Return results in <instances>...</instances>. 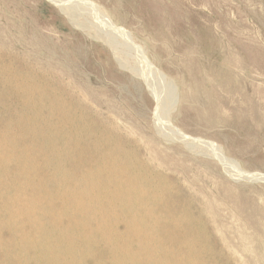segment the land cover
Returning a JSON list of instances; mask_svg holds the SVG:
<instances>
[{"label":"rangeland","instance_id":"rangeland-1","mask_svg":"<svg viewBox=\"0 0 264 264\" xmlns=\"http://www.w3.org/2000/svg\"><path fill=\"white\" fill-rule=\"evenodd\" d=\"M55 1L0 0V264H264V0Z\"/></svg>","mask_w":264,"mask_h":264},{"label":"bare ground","instance_id":"bare-ground-1","mask_svg":"<svg viewBox=\"0 0 264 264\" xmlns=\"http://www.w3.org/2000/svg\"><path fill=\"white\" fill-rule=\"evenodd\" d=\"M52 1H55V0H52ZM55 2H56V1H55ZM109 24H110V23H109ZM110 25H111V24H110ZM13 77H14V76H13ZM14 78H15V77H14ZM16 79H17V78H16ZM13 80H14V79H13ZM83 100H84V99H83ZM82 102H83V101H82ZM71 110L73 111V108H72ZM72 111H71V112H72ZM73 112H74V111H73ZM81 112H82V111H81ZM83 112H84V111H83ZM77 113H78V112H77ZM69 114H70V112H69ZM71 114H73V113H71ZM74 114H75V116H77V117L80 116V115H76L75 112H74ZM81 115H82V114H81ZM83 115H85V114L83 113ZM88 115H89V114H88ZM88 115H87V117H89ZM90 115H91V114H90ZM93 115H94V114H93ZM93 115H92V117H95V116H96V115H95V116H93ZM85 116H86V115H85ZM73 117H74V116H73ZM60 118H61V116H60ZM66 118H67V117H66ZM75 118H76V117H75ZM79 118H80V117H79ZM79 118H78V119H79ZM58 119H59V118H58ZM78 119H77V120H78ZM89 119H90V118H89ZM77 120H76V121H77ZM90 120H91V119H90ZM97 120H99V119H97ZM61 121H62V120H61ZM79 121H80V120H79ZM83 121H84V120H83ZM88 121H89V120H88ZM88 121H87V123H88ZM92 121H93V120H92ZM94 121H95V120H94ZM75 123H76V122H75ZM77 123H78V121H77ZM58 124H59V123H58ZM85 124H86V123H85ZM88 124H89V123H88ZM93 124H95V122H94ZM97 124H99V123H97ZM91 125H92V124H91ZM91 125H90V126H91ZM100 125H101V124H100ZM12 126H13V125H12ZM64 126H65V124H64ZM68 126H69V124H68ZM75 126H76V125H75ZM90 126H89V127H90ZM93 126L95 127V125H93ZM96 126H97V125H96ZM102 126H103V125H102ZM69 127H70V126H69ZM71 127H72V126H71ZM94 127H93V128H94ZM97 129H99V128L97 127ZM101 129H102V128H100V131H101ZM105 129L107 130V128H105ZM68 130H69V129H68ZM85 130H86V129H85ZM95 130H96V129H95ZM53 131H54V130H53ZM87 131H88V129H87ZM98 131H99V130H98ZM71 132H72V131H71ZM93 132L96 133V131H94V130H93ZM93 132H92V133H93ZM104 132H105V131H104ZM69 133H70V132H69ZM88 133H89V132H88ZM88 133H87V135L90 134V133H89V134H88ZM100 133H101V132H100ZM70 134H71V133H70ZM81 134L83 135V133H81ZM96 134H97V133H96ZM96 134H95V135H96ZM65 135H66V134H65ZM92 135H93V134H92ZM177 135H178V134H177ZM30 136H32V133H31ZM69 136H70V135H69ZM78 136H79V135H78ZM80 136H81V135H80ZM85 136H86V135H85ZM85 136H84V138H85ZM64 137H65V136H64ZM66 137H68V135H66ZM72 137H73V136H72ZM76 137H77V136H76ZM89 137H90V135H89ZM52 138H53V137H52ZM56 139H58V138L56 137ZM67 139H68V138H67ZM67 139H66V140H67ZM75 139H76V138H75ZM78 139H79V138H78ZM66 140H65V141H66ZM69 140H70V138H69ZM79 140H80V139H79ZM81 140H83V138H82ZM88 140H89V139H88ZM70 141L72 142L73 140H70ZM70 141H69V142H70ZM83 141H84V143H85V140H83ZM78 142H79V141H78ZM81 142H82V141H81ZM90 142H91V141H90ZM90 142H89L88 144H91ZM40 143H41V142H40ZM73 143L77 144L76 142H73ZM92 143H93V142H92ZM37 144L39 145V143H37ZM51 144H52V143H51ZM81 145H82V143H81ZM84 145H85V144H84ZM92 145H93V144H92ZM93 146H94V145H93ZM93 146H91V147H93ZM95 146H96V145H95ZM22 147H23V146H22ZM96 147H97V146H96ZM23 148H24V147H23ZM78 148H79V147H78ZM83 148H84V147H83ZM51 149H52V148H51ZM80 149H81V147H80ZM38 150H39V148H38ZM51 151H52V150H51ZM51 151H50V153H51ZM64 151H65V150H64ZM99 152H100V151H99ZM34 153H35V152H34ZM50 153H49V154H50ZM52 153H53V152H52ZM55 153H56V152H55ZM63 153H64V152H63ZM65 153H66V152H65ZM27 154H28V153H27ZM30 154H31V153H30ZM38 154H39V153H38ZM40 154H41V153H40ZM100 154H101V153H100ZM94 155H95V154H94ZM49 156H51V154H50ZM62 156H63V155H62ZM28 157H29V156H28ZM36 157H37V156H36ZM67 157H68V156H67ZM64 159H66V158L64 157ZM33 161H34V160H33ZM33 161H32V162H33ZM35 161H36V160H35ZM35 161H34V162H35ZM41 161H43L42 158H41ZM45 161H46V160H45ZM61 161H62V160H61ZM38 162H39V160H38ZM38 162H37V163H38ZM66 162H67V161H66ZM82 162H83V161H82ZM73 163H74V161H73ZM37 165H38V164H37ZM37 165H36V167H37ZM77 165H78V164H77ZM31 166H32V165H31ZM41 166H42V164H41ZM41 166H40V167H41ZM65 166H66V165H65ZM72 166H74V165H72ZM102 166H103V164H102ZM28 167H29V165H28ZM34 167H35V165H34ZM43 167H44V166H43ZM30 168H31V167H30ZM38 168H39V165H38ZM74 168H75V167H74ZM28 169H29V168H28ZM33 169H34V168H33ZM39 169H40V168H39ZM41 169H42V168H41ZM68 169H70V167H69ZM75 169H76V168H75ZM75 169H74V170H75ZM74 170H71L70 173L73 171L72 173L74 174ZM37 172H39V171L37 170ZM99 172H101V169H99ZM133 172H134V171H133ZM67 173H68V172H67ZM72 173H71V175H72ZM36 174H38V173H36ZM44 174L47 175L48 173H45V172H44ZM138 174H139V172H138ZM160 174H161V173H160ZM160 174H158V175H160ZM63 175H64V174H63ZM67 175H69V174H67ZM136 175H137V174H136ZM40 176H41V174H40ZM138 176H139V175H138ZM160 176H161V175H160ZM160 176H159V178H160ZM34 177H35V176H34ZM37 177H38V175H37ZM41 177H42V176H41ZM41 177H39V178H41ZM45 177H46V176H45ZM67 177H68V176H67ZM67 177H66V178H67ZM161 177H162V176H161ZM63 178H65V177L63 176ZM63 178H61V179H63ZM66 178H65V179H66ZM68 178H69V177H68ZM163 178H164V177H163ZM163 178H162V179H163ZM162 179L160 178V182H161ZM164 179H165V178H164ZM38 180H40V179H38ZM66 180H67V179H66ZM71 180H72V179H71ZM73 180H74V179H73ZM142 180H143V178H142ZM157 180H158V178H157ZM33 181H34V180H33ZM36 181H37V180H36ZM43 181H45V180H43ZM51 181H52V180H51ZM55 181H56V179H55ZM57 181H58V180H57ZM57 181H56V182H57ZM59 181H61V180H59ZM152 182H153V181H152ZM152 182H150V183H152ZM160 182H159V183H160ZM164 182L167 183L166 180H165V181H162V183H164ZM57 183H58V182H57ZM61 183H62V182H61ZM61 183H58V184H60V185H58L59 187L62 186ZM63 183H64V182H63ZM162 183H161V184H162ZM166 183H165V184H166ZM144 184H145V183H144ZM69 185H70V184H69ZM152 185H153V184H152ZM155 185H156V184H155ZM163 185H164V184H163ZM58 186H57V187H58ZM67 186H68V184H67ZM164 186H166V185H164ZM64 187H66V186H64ZM64 187H63V188H64ZM68 187H69V186H68ZM167 187H170V186H167ZM63 188H62V189H63ZM165 188H166V187H165ZM165 188H164V189H165ZM54 189H55V187H54ZM62 189H61V190H62ZM71 189H72V188H71ZM155 189H157V188H155ZM161 189H162V188H161ZM164 189H162V190H164ZM166 189H167V188H166ZM55 190H56V189H55ZM59 190H60V189H59ZM59 190H58V192H57V191H56V192L59 193ZM65 190H67V189H65ZM53 191H54V190H53ZM63 191H64V190H63ZM70 191H71V190H70ZM70 191H69V192H70ZM72 191H73V190H72ZM79 191H80V190H79ZM79 191H77V192H79ZM154 192H155V191H154ZM156 192H157V191H156ZM156 192H155V194H156ZM159 192H160V190H159ZM168 192H169V191H168ZM52 193H54V192H52ZM67 193H68V192H67ZM169 193H170V192H169ZM169 193H168V194H169ZM59 194H61V193H59ZM152 194H153V193H152ZM161 194H162V193H161ZM163 194H165V193L163 192ZM166 194H167V193H166ZM54 195H55V194H54ZM153 195H154V194H153ZM156 195H157V194H156ZM56 196H57V195H56ZM59 196H60V195H59ZM72 196H73V195H72ZM53 197H54V196H53ZM53 197H52V198H53ZM94 197H96V196L94 195ZM94 197H93V198H94ZM153 197H154V196H153ZM54 198H55V197H54ZM72 198H73V197H72ZM159 198H160V197H159ZM159 198H156V199H159ZM167 198H169V197H167ZM56 199H57V198H56ZM78 199H79V198H78ZM83 199H84V198H83ZM154 199H155V198H154ZM156 199H155V200H156ZM81 200H82V199H81ZM164 200H165V199H164ZM169 200H170V199H169ZM171 200H172V199H171ZM178 200H179V198H178ZM16 201H19L17 206L20 207L22 202L20 201V199H17ZM16 201H15V202H16ZM43 201L45 202V200H43ZM53 201H54V200H53ZM65 201H67L66 198L64 199V202H65ZM86 201H87V200H86ZM151 201H153V200H151ZM171 202H173V201H171ZM62 203H63V201H62ZM153 203H154V202H153ZM177 203H178V202H177ZM63 204H64V203H63ZM65 204H66V203H65ZM73 204H75V203H73ZM155 204H156V203H155ZM58 205H59V203H58ZM60 205H61V204H60ZM117 205H118V204H117ZM159 205H160V204H159ZM177 205H178V204H177ZM64 206H65V205H64ZM64 206H63V207H64ZM66 206H67V205H66ZM69 206H70V204H69ZM69 206H68V207H69ZM55 208H56V207H55ZM61 208H62V207H61ZM170 208H171V207H170ZM175 208H176V207H175ZM46 209H47V207H46ZM58 209H59V208H58ZM58 209H57V210H58ZM109 209H110V208H109ZM177 209H178V208H177ZM177 209H175V210H177ZM44 210H45V209H44ZM64 210H65V209H64ZM48 211H49V210H48ZM76 211H77V210H76ZM76 211H75V212H76ZM178 211H179V210H178ZM46 212H47V210H46ZM46 212H45V214H47ZM49 212H50V211H49ZM64 212H65V211H63V213H64ZM70 212H71V211H70ZM159 212H160V211H159ZM169 212H170V210H169ZM51 213H52V212H51ZM56 213H57V212H56ZM56 213H55V214H56ZM170 213H171V212H170ZM64 214H65V213H64ZM177 214H178V213H177ZM168 215H169V214H168ZM170 215H171V214H170ZM63 216H64V215H63ZM165 216H166V215H165ZM175 216H176V215H175ZM65 217H66V216H65ZM75 217H76V216H75ZM161 217H164V216L162 215ZM186 217L188 218V216H186ZM141 218H142V217H141ZM181 218H183V217H180L179 219H181ZM76 219H77V218H76ZM128 219H129V218H128ZM161 219H162V218H161ZM174 219H175V217H174ZM177 219H178V218H177ZM177 219H176V220H177ZM179 219H178V221H179V224L181 225ZM73 220H74V219H73ZM77 220H78V219H77ZM145 220H146V219H145ZM145 220H144V221H145ZM148 220H149V218H148ZM150 220H151V218H150ZM169 220H170V219H169ZM176 220H175V221H176ZM182 220H184V219H182ZM186 220H187V219H186ZM186 220H185V222H186ZM74 221H75V220H74ZM152 221H154V219L151 220V222H152ZM173 221H174V220H173ZM175 221H174V222H175ZM46 222H47V220H46ZM158 222L160 223V221H158ZM162 222H163V221H161V223H162ZM188 222H189V220H188ZM111 223H112V222H111ZM144 223H146V222H144ZM144 223H142V224H144ZM146 224H147V223H146ZM171 224H172V222H171ZM174 224H175V223H174ZM177 224H178V223H177ZM186 224H187V225H186ZM186 224H185V225L188 226V223H187V222H186ZM192 224H194V223H192ZM139 225H140V224H139ZM152 225H153V223H151L150 227H151ZM164 225H165V224H164ZM183 225H184V223H183ZM185 225H184V226H185ZM121 226H122V225H121ZM144 226H145V224H144ZM160 226H161V225H160ZM184 226H183V228H184ZM189 226H190V225H189ZM193 226H194V225H193ZM145 227H146V226H145ZM174 227H175V225H174ZM179 227H181V226H179ZM179 227H178V228H179ZM191 227H192V226H191ZM194 227H195V226H194ZM194 227H193V228H194ZM196 227H197V226H196ZM196 227H195V228H196ZM126 228H127V227H126ZM140 228H142V227H140ZM147 228H148V226H147ZM160 228H161V227H160ZM165 228H166V227H165ZM167 228H168V227H167ZM185 228H186V227H185ZM48 229H49V228H48ZM119 229H121V228H119ZM155 229H157V228H155ZM186 229H187V228H186ZM143 230H144V229H143ZM151 230H152V228H151ZM175 230H177V229H175ZM179 230H180V229H179ZM194 230H195V229H194ZM173 231H174V230H173ZM173 231H171V232H173ZM82 232H83V231H82ZM155 232H156V231H155ZM159 232H160V231H159ZM161 232H162V231H161ZM171 232H170V233H171ZM183 232H184V230H183ZM183 232H182V233H183ZM188 232H189V231H188ZM190 232H191V231H190ZM190 232H189V233H190ZM192 232H193V231H192ZM150 233H152V232H150ZM193 233H195V232H193ZM200 233H201V232H200ZM200 233H199V234H200ZM75 234H76V233H75ZM129 234L131 235L132 233L129 232ZM157 234H158V233H157ZM173 234H174V233H173ZM175 234H176V233H175ZM185 234H186V233H185ZM187 234H188V233H187ZM197 234H198V233H197ZM133 235H134V233H133ZM200 235H202V234H200ZM200 235H199V236H200ZM53 236H54V235H53ZM164 236H166V235H164ZM179 236H180V235H179ZM182 236H183V235H182ZM192 236H193V235H192ZM194 236H195V234H194ZM196 236H197V235H196ZM199 236H198V238H197V237H196V238L199 239ZM72 237H73V236H72ZM144 237H146V236H144ZM204 237H205V236H204ZM74 238H75V237H74ZM137 238H138V237H137ZM156 238H158V237H156ZM191 238H193V237H191ZM202 238H203V237H202ZM114 239H115V238H114ZM127 239H128V238H127ZM197 239H196V240H197ZM81 240H82V239H81ZM156 240H158V239H156ZM156 240H155V241H156ZM168 240H169V237H168ZM176 240H178V239H176ZM176 240H175V242H177ZM180 240H181V239H180ZM182 240H183V239H182ZM184 240H185V238H184ZM184 240H183L182 242H184ZM196 240H195V238H194V241L191 242V245H192ZM115 241H116V240H115ZM164 241H165V240H164ZM185 241H186V240H185ZM191 241H192V240H191ZM116 242H117V241H116ZM156 242H159V240L156 241ZM156 242H155V243H156ZM169 242H170V241H169ZM182 242H181V243H182ZM143 243H144V242H143ZM155 243H154V244H155ZM165 243H167V242L165 241ZM181 243H179V244H181ZM185 243H186V242H185ZM185 243H184V245H185ZM197 243H198V242H197ZM197 243H196V244H197ZM83 244H84V243H83ZM169 244H172V243H169ZM186 244L188 245V240H187V243H186ZM189 244H190V242H189ZM200 244H201V242H200ZM202 244H203V243H202ZM164 245H165V244H164ZM191 245H190V246H191ZM117 246H118V245H117ZM166 246H167V245H166ZM166 246H165V247H166ZM201 246H202V245H201ZM205 246H206V244H205ZM153 247H154V246H153ZM155 247H157V246H155ZM162 247H164V246L162 245ZM178 247H179V246H178ZM180 247H181V245H180ZM182 247L185 248L186 246H185V247L182 246ZM193 247H194V246H193ZM207 247L209 248V246H207ZM207 247H206V248H207ZM58 248H59V247H58ZM158 248H161V246H160V247L158 246ZM166 248H167V247H166ZM183 248H182V249H183ZM190 248H191V247H190ZM195 248H196V246H195ZM203 248H204V247H203ZM208 248H207V249H208ZM99 249H100V248H99ZM138 249H139V248H138ZM185 249L187 250V248H185ZM193 249H194V248H193ZM193 249H191V250H193ZM207 249H206V250H207ZM142 250H143V249H142ZM186 250H185V251H186ZM188 250L190 251L189 248H188ZM194 250H195V249H194ZM196 250H197V248H196ZM196 250H195V251H196ZM198 250H200V248H199ZM202 250H203V249H202ZM195 251H194V252H195ZM200 251H201V250H200ZM200 251H199V253H200ZM208 251L211 252V251H210V248H209ZM208 251H206V252H208ZM148 252H150V251H148ZM161 252H162V251H161ZM190 252H191V251H190ZM190 252H189V253H190ZM194 252H193V253H194ZM196 252H197V251H196ZM203 252H204V251H203ZM104 253H105V252H104ZM118 253H119V252H118ZM138 253H139V252H137V254H138ZM144 253H145V252H144ZM152 253H153V252H152ZM154 253H156V251H155ZM174 253H176V251H175ZM184 253H185V252H184ZM184 253H183V254H184ZM186 253H187V252H186ZM193 253H190V254L192 255ZM201 253H202V252H201ZM130 254H131V253H130ZM133 254H134V253H133ZM149 254H150V253H149ZM162 254H163V253H162ZM164 254H165V253H164ZM183 254L180 253V255H183ZM190 254L187 255V257L190 256ZM204 254H205V253H204ZM209 254H210V253H209ZM211 254H212V253H211ZM103 255H104V254H103ZM139 255H140V254H139ZM151 255H152V254H151ZM158 255H159V254H158ZM167 255H169V252H168ZM170 255H171V254H170ZM206 255H208V254H205L204 256H206ZM75 256H76V255H75ZM133 256H134V255H133ZM155 256H156V254H155ZM155 256H154V258H155ZM164 256H165V255H164ZM164 256H163V257H164ZM200 256H202V255H200ZM97 257H98V256H97ZM126 257H127V256H126ZM129 257H130V256H129ZM140 257H142V256H140ZM149 257H150V255H149ZM149 257H148V258H149ZM161 257H162V256H161ZM163 257H162V258H163ZM165 257H167V256H165ZM175 257H176V256H175ZM187 257H186V258H187ZM194 257H196V256H194ZM208 257H210V256L208 255ZM119 258H120V257H119ZM144 258H145V256H144ZM144 258H143V259H144ZM151 258H153V257H151ZM154 258H153V259H154ZM162 258H161V260H162ZM176 258H177V257H176ZM180 258H182V257H180ZM184 258H185V255H184ZM191 258H192V257H191ZM197 258H198V257H197ZM202 258H203V256H202ZM211 258H212V257H211ZM130 259H131V257H130ZM137 259H138V258H137ZM137 259H135V261H136ZM153 259H152V260H153ZM156 259H157V258H156ZM156 259H154V260L157 262L158 259H157V260H156ZM172 259H173V257L171 258V260H172ZM187 259H188V261H187ZM187 259H186V261L189 263V260H191V259H189V258H187ZM200 259H201V258H200ZM110 260H111V259H110ZM119 260H120V259H119ZM122 260H123V259H122ZM165 260H167V259L165 258ZM165 260H163V261L165 262ZM173 260H175V259H173ZM180 260L182 261V260H184V259H180ZM192 260H193V258H192ZM194 260H196V259H194ZM111 261H112V260H111ZM138 261H139V259H138ZM150 261H151V260H150ZM176 261H177V259H176ZM201 261H204V260L202 259ZM201 261H200V262H201ZM208 261H209V260H208ZM208 261H206V258H205V261H204V262H208ZM211 261H212V260H211ZM139 262H140V261H139ZM145 262H146V261H145ZM170 262H171V261H170ZM173 262H174V261H173ZM178 262H179V259H178ZM178 262H177V264H178ZM196 262H197V261H196ZM196 262H195V263H196ZM40 263L43 264L44 261H43L42 259L39 258L35 264H40ZM89 263H90V262H89ZM117 263L119 264V262H117ZM151 263H153V261H151ZM154 263H155V262H154ZM162 263H163V262H162ZM166 263H167V261H166ZM183 263H184V262H183ZM190 263H191V262H190ZM192 263H193V262H192ZM195 263H194V264H195ZM201 263H202V262H201ZM132 264H133V263H132ZM173 264H174V263H173ZM181 264H182V262H181ZM185 264H186V262H185ZM197 264H198V263H197ZM199 264H200V263H199ZM205 264H206V263H205Z\"/></svg>","mask_w":264,"mask_h":264}]
</instances>
